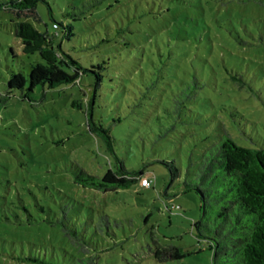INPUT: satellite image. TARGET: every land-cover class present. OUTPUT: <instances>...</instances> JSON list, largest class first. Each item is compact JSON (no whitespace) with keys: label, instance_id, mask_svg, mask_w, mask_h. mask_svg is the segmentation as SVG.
Returning <instances> with one entry per match:
<instances>
[{"label":"rangeland","instance_id":"rangeland-1","mask_svg":"<svg viewBox=\"0 0 264 264\" xmlns=\"http://www.w3.org/2000/svg\"><path fill=\"white\" fill-rule=\"evenodd\" d=\"M36 13L0 7V264H212L195 225L200 194L183 180L223 134L264 146V0H40ZM19 19L87 68L81 79L9 91L13 71L27 79L44 63L23 50ZM90 97L116 154L150 186L103 191L74 180L76 165L103 175L116 164L89 130ZM168 160L180 168L174 179ZM64 214L77 235L62 228Z\"/></svg>","mask_w":264,"mask_h":264},{"label":"trees","instance_id":"trees-1","mask_svg":"<svg viewBox=\"0 0 264 264\" xmlns=\"http://www.w3.org/2000/svg\"><path fill=\"white\" fill-rule=\"evenodd\" d=\"M39 1L6 0L0 2V7H9L18 16L33 15L38 19L36 7ZM60 26L63 27V37L73 34L71 23L53 22L54 28ZM15 33L22 40L23 50L26 53L38 52L44 63L31 64L27 79L21 71H13L8 79L9 91L23 89L26 81L28 90H33L37 85L46 84L54 88L74 83L87 70L76 58L62 50L61 43L55 47L53 37L47 31L37 28L30 20H17ZM67 67L73 68V71H68ZM100 81V74L97 73L94 91ZM73 104L82 106L76 101ZM92 105L93 98L90 97L86 109L89 130L101 137L106 149L115 155L116 164L103 175L91 173L76 165L74 180L83 186L103 191L116 190L141 181L145 175L144 170L127 168L116 154L115 137L110 127L95 121ZM165 163L169 166L172 179L180 175V168L174 160ZM183 184L184 190H195L200 194L203 218L195 221V225L199 235L210 239L212 264H264V146H243L230 135L223 134L203 151L195 172L191 177L187 176ZM206 219H209L210 224ZM61 225L67 228L68 234L77 235L74 228L70 230V218L65 214ZM185 254L178 247L172 248V256L183 257ZM79 262L95 264V258L87 256Z\"/></svg>","mask_w":264,"mask_h":264},{"label":"built area","instance_id":"built-area-1","mask_svg":"<svg viewBox=\"0 0 264 264\" xmlns=\"http://www.w3.org/2000/svg\"><path fill=\"white\" fill-rule=\"evenodd\" d=\"M55 26H57V24L54 23ZM141 184L144 186H150L152 184V179L150 177H148L147 175H143L141 177Z\"/></svg>","mask_w":264,"mask_h":264}]
</instances>
